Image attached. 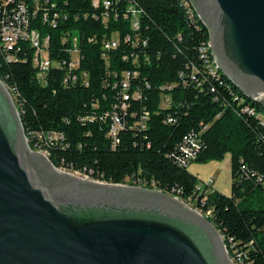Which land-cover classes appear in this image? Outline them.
<instances>
[{"label":"trees","instance_id":"16d2710c","mask_svg":"<svg viewBox=\"0 0 264 264\" xmlns=\"http://www.w3.org/2000/svg\"><path fill=\"white\" fill-rule=\"evenodd\" d=\"M111 1L107 10L93 0H0V22L24 3L29 29L49 39L47 52L55 64L66 63L40 77L30 40H19L12 50L0 40V78L14 97L31 147L47 151L57 167L115 184L145 181L148 188L186 202L196 197L200 181L188 167L231 153L232 194L215 189L197 205L203 213L211 211L207 218L230 255L242 252L244 264H264V126L256 115L243 113L234 96L262 113L264 102L247 98L223 73L210 76L203 90L197 83H182L180 72L188 64L202 67L198 47L209 40V32L197 17L189 19L179 0ZM130 6L141 11L138 30L132 27ZM106 11L109 18L103 22ZM115 33L120 45L105 49ZM73 50L80 65L70 70ZM126 72L130 99L123 109ZM68 74L78 78L66 82ZM168 85L172 88H162ZM137 91L141 98L133 97ZM164 94L172 98L169 107L162 105ZM114 111L124 120L115 147L109 136ZM169 117L175 121L168 122ZM192 130L202 132L205 145L191 164L182 165L180 144Z\"/></svg>","mask_w":264,"mask_h":264},{"label":"water","instance_id":"95a60500","mask_svg":"<svg viewBox=\"0 0 264 264\" xmlns=\"http://www.w3.org/2000/svg\"><path fill=\"white\" fill-rule=\"evenodd\" d=\"M189 1L220 71L264 94V0ZM0 264L234 263L216 226L177 196L80 177L33 149L0 78Z\"/></svg>","mask_w":264,"mask_h":264},{"label":"built area","instance_id":"2783aa9c","mask_svg":"<svg viewBox=\"0 0 264 264\" xmlns=\"http://www.w3.org/2000/svg\"><path fill=\"white\" fill-rule=\"evenodd\" d=\"M115 1L118 2L119 0H115ZM179 1L182 4V6L186 9L187 16L189 17V19H191L192 21H196L198 18V20L202 22L200 16L196 13L195 9L193 8L189 0H179ZM93 3L96 7L103 5L108 10L112 6L113 2L111 0H93ZM128 12L131 13L133 29L138 30L140 26L141 11L135 9L133 6H130ZM57 16L58 14H56L54 17L56 18ZM48 17H49L48 14L44 15L45 20H47ZM101 18L103 19V22H107L109 18V11H106ZM29 23H30V15L28 8L24 3H19L17 7L14 8L13 13L6 16L0 22V40L4 48L6 50H12L19 40L21 39L30 40L33 44V47L36 49L34 54V65L37 68V73L40 77L45 76V74L49 71V69L54 67L55 65H57V67L59 68L66 67L65 62H59L58 64H55L50 59L47 52L49 39L46 38L42 40L37 31L29 29ZM52 23L55 25V19L52 21ZM130 40L131 37L127 36L126 41H130ZM144 43H146V41ZM119 45H120V36L118 33H115L109 41L105 42V49L110 50L113 48H117ZM198 53H199V58L201 59L202 62L201 63L202 67L197 68V66H195L194 64L192 65L188 64L187 71L180 72V78L184 85H188L190 83H197V85L201 87V90H203L204 89L203 86L205 82H207V79L210 78V76L215 78H220L222 72L220 71L217 62L212 54L210 39L207 42L202 43L198 47ZM126 58L127 56L125 57V59ZM79 65H80V54L77 50H73L71 51V62L69 63V68L70 70H72L78 68ZM189 69H191V72H189ZM202 72H203V78L198 79V75ZM86 76L87 74H85V77ZM77 78L78 77L75 74H68L66 78V82L69 80L75 81ZM129 78H130V73L126 72L121 81L120 93L123 98V102H122L123 109L127 108V104L125 101L130 99ZM162 88L171 89L172 86L168 85V86H163ZM263 96L264 94L255 97V99L248 96L246 97L255 102L258 101L264 102V99H262ZM133 97L141 98V92L139 91L135 92L133 94ZM234 99L239 101L241 105L243 104V106L240 108V110L243 113L256 115V117L260 120L261 124H263L264 126V113L257 112L251 103H245V100L238 95H235ZM171 101L172 98L170 94H164L162 96V105L164 107H169L171 105ZM148 118H149V112H146L145 115L142 116V121L140 123L143 126H145V122L147 121ZM174 121L175 120L173 117H169L168 122H174ZM112 122L113 123L109 131V136L112 138L113 146L115 147L119 142V138H118L119 132L124 126L123 117L118 113V111L113 112ZM204 145L205 143L202 138V132H197L196 130L190 131L188 134L184 136L180 144V151H181V155L179 159L180 163L182 165L191 164L199 156L200 152L204 148ZM82 175L86 176L87 179H91L86 174H82ZM124 185H132V186L148 188L147 182L145 181L144 182L139 181V182H134V184H124ZM213 186H214V179L212 177L202 181V183H199L197 186L196 197L190 198L189 202L186 201L185 202L189 204V206L197 210L198 212L208 217L211 211H207L206 213H203V209L197 205V202L201 200V203L204 204L206 201V196L215 190ZM229 256L234 264H244V254L242 252H237L233 256L229 254Z\"/></svg>","mask_w":264,"mask_h":264},{"label":"rangeland","instance_id":"374dc122","mask_svg":"<svg viewBox=\"0 0 264 264\" xmlns=\"http://www.w3.org/2000/svg\"><path fill=\"white\" fill-rule=\"evenodd\" d=\"M262 99H264V96L262 97ZM44 152L48 154L47 151ZM188 171L197 176V178L200 180L199 183H202V181L212 177L214 179L213 187L216 190L226 195L232 194V185L234 182V177L232 173L231 153H227L221 160L194 161L188 167ZM70 172L80 177L87 178L79 172H74L71 170Z\"/></svg>","mask_w":264,"mask_h":264}]
</instances>
